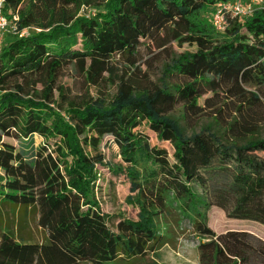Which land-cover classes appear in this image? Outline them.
<instances>
[{"label":"trees","instance_id":"1","mask_svg":"<svg viewBox=\"0 0 264 264\" xmlns=\"http://www.w3.org/2000/svg\"><path fill=\"white\" fill-rule=\"evenodd\" d=\"M218 1L105 0L85 14L78 8L93 0H6L19 20L0 51V201L11 207L17 224L0 232V264H131L157 253L166 237L154 219L159 209L145 204L143 187L161 189L164 211L171 199L196 231L207 229L213 206L231 219L264 225L260 115L245 110L240 118L225 119V106L216 105L223 91L253 106L262 103L264 7L252 4V14L228 18L220 32L196 20ZM145 39L161 49L173 42L192 49L166 65L160 85L143 86L131 71L122 74L112 99L79 102L58 83L72 67L99 84L113 75L117 54L137 69ZM179 107L186 121L207 108L218 113L189 135L173 114ZM144 125L170 142L172 151L152 143ZM105 136L113 137L127 163L111 170L130 182L126 200L136 215L120 219L130 233L117 228L95 198L97 167L105 160L98 145ZM90 137L97 141L93 150L85 145ZM139 155L157 167L142 184L133 180L140 177ZM34 217L46 241L28 232ZM198 249L201 264H246L240 257L248 262L250 253L264 259V241L243 229Z\"/></svg>","mask_w":264,"mask_h":264},{"label":"rangeland","instance_id":"2","mask_svg":"<svg viewBox=\"0 0 264 264\" xmlns=\"http://www.w3.org/2000/svg\"><path fill=\"white\" fill-rule=\"evenodd\" d=\"M91 5H81L78 8V12L89 14L97 11V7L105 0H93ZM253 4L256 8L264 7L263 3H256L254 0H247ZM214 7H209L199 13L196 20L201 24L213 25L212 13ZM223 38L221 35L218 36ZM192 49L191 47L184 45L179 46L173 42L168 44L164 49L157 48L153 45L149 39L142 41V44L138 48L137 54V69H134L133 63L130 62V58L117 54L112 59L113 75H108L106 80H103L99 84H93L90 80H87L79 71L75 68L68 67L64 69L59 77L58 83L69 88L70 92L76 100L79 102L89 99L90 96H105L108 99H112L117 90V84L119 76L124 73L132 72L131 78H139V83L143 86L160 85L164 80V70L167 64H170L174 58H176L181 52ZM141 70V71H140ZM146 74L147 76L143 75ZM142 80V81H141ZM249 90L254 88H248ZM260 105L253 106V104L246 102L247 99H239L232 97L227 92H221L216 99L217 108L224 107L223 116L225 119H232L234 116L241 117L242 112L247 110L249 112L259 113V122L262 134L264 135V88L261 91ZM57 94V93H56ZM207 96V95H206ZM226 102H230L229 105H225ZM242 104L241 111H238L239 105ZM183 108L179 107L173 114L179 116L183 124L187 128L189 135L194 132L199 133L203 127H205L212 119V115H216V109L207 108L201 115L190 118L186 121ZM151 139L152 143L164 145L170 152L172 151V145L170 142L163 143L158 140V133L148 125H144L141 128ZM15 144H18V140L10 139ZM44 139L39 135H36V144H42ZM97 144V141L93 140V137L88 138L85 145L93 150L92 143ZM98 148L104 154L105 160L102 165H98L99 178L95 184V198L99 202L103 212L112 215L114 217L115 226L125 233H130V228L120 222V219L125 217H134L136 215V209L127 204V196L130 194L129 186L130 182L127 176L124 174H118L111 169L114 166H126L121 157L120 149L115 143L112 136H105L99 143ZM137 172L140 173V177L133 179L134 181L142 184L146 177H149V173L155 170L157 167L155 163H152L146 157L139 155L138 162L135 166ZM141 194L145 198V204L151 206L155 204L159 209L155 214V222L159 232L166 237V243L157 251V253H150L144 258H139L131 264H201L200 252L198 245L201 242L208 241L212 238H218L221 234L228 230L240 229L248 230L252 236H256L264 241V225L248 220H239L229 218L225 211L218 207H211L207 211L206 222L207 229L204 231H196L191 220L187 219L183 213L179 210L178 206L169 199L168 208L164 211V196L161 189H154V191L143 187ZM119 221V222H118ZM17 217L12 214L10 206L3 204L0 201V232L5 230L9 225L13 226L16 230ZM29 233H31L37 241H46V233L37 224V217L29 219ZM246 264H264V259L254 253H250V260H244ZM92 264V263H83ZM126 264V263H121ZM130 264V263H129Z\"/></svg>","mask_w":264,"mask_h":264},{"label":"built area","instance_id":"3","mask_svg":"<svg viewBox=\"0 0 264 264\" xmlns=\"http://www.w3.org/2000/svg\"><path fill=\"white\" fill-rule=\"evenodd\" d=\"M256 3H263L264 0H254ZM254 8L252 4L245 0H219L215 3L212 21L213 26L217 31H224L227 26L228 18L244 17L252 14ZM19 20V14L7 11L6 0L0 2V51L4 36L10 30H15L16 22ZM28 33H21L20 35H27Z\"/></svg>","mask_w":264,"mask_h":264},{"label":"clouds","instance_id":"4","mask_svg":"<svg viewBox=\"0 0 264 264\" xmlns=\"http://www.w3.org/2000/svg\"><path fill=\"white\" fill-rule=\"evenodd\" d=\"M0 2H2V0H0Z\"/></svg>","mask_w":264,"mask_h":264},{"label":"crops","instance_id":"5","mask_svg":"<svg viewBox=\"0 0 264 264\" xmlns=\"http://www.w3.org/2000/svg\"><path fill=\"white\" fill-rule=\"evenodd\" d=\"M248 231V230H247Z\"/></svg>","mask_w":264,"mask_h":264}]
</instances>
